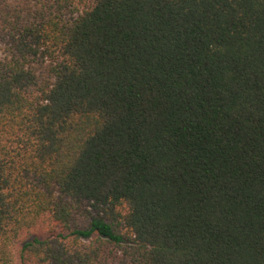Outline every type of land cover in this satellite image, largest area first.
Wrapping results in <instances>:
<instances>
[{"label":"trees","instance_id":"16d2710c","mask_svg":"<svg viewBox=\"0 0 264 264\" xmlns=\"http://www.w3.org/2000/svg\"><path fill=\"white\" fill-rule=\"evenodd\" d=\"M0 264H264V0H0Z\"/></svg>","mask_w":264,"mask_h":264}]
</instances>
